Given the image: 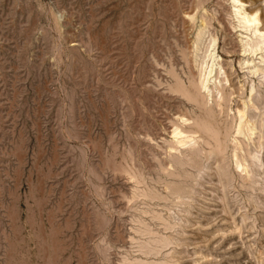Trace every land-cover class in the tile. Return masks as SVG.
Listing matches in <instances>:
<instances>
[{
	"label": "rangeland",
	"instance_id": "obj_1",
	"mask_svg": "<svg viewBox=\"0 0 264 264\" xmlns=\"http://www.w3.org/2000/svg\"><path fill=\"white\" fill-rule=\"evenodd\" d=\"M242 1L0 0V264H264Z\"/></svg>",
	"mask_w": 264,
	"mask_h": 264
},
{
	"label": "bare ground",
	"instance_id": "obj_2",
	"mask_svg": "<svg viewBox=\"0 0 264 264\" xmlns=\"http://www.w3.org/2000/svg\"><path fill=\"white\" fill-rule=\"evenodd\" d=\"M233 1L236 2V5H233V6L235 7V10H236V12H237V11H238V8H237V7H238V6L241 7V5L243 6L244 3H243L242 0H233ZM237 13H239V12H237ZM254 13H255V15H256V12H253V11H252V13H251V12H249V13H246V12L241 13V12H240V18H241V20H243L244 22H249V23L252 22L253 24H254V22H255V25H256V23L258 22V21H257L258 18H256L257 16L255 17ZM263 25H264V24H263ZM263 25H261L262 28H261V27H260V28L255 27L256 32H258V33L262 36L260 39H262V38L264 37V26H263ZM260 35H259V36H260ZM260 42L264 44V41L259 40V41H258V44H255V45L259 47ZM263 44H262V45H263ZM263 46H264V45H263ZM263 49H264V48H263ZM262 58H264V57H262ZM263 62H264V60H263ZM199 107H201V106H199ZM250 129H251V128H250Z\"/></svg>",
	"mask_w": 264,
	"mask_h": 264
}]
</instances>
